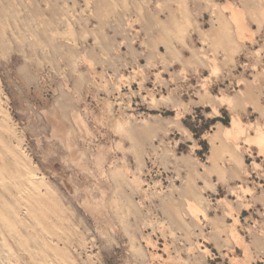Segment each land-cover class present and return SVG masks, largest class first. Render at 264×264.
I'll use <instances>...</instances> for the list:
<instances>
[{
	"label": "rangeland",
	"instance_id": "rangeland-1",
	"mask_svg": "<svg viewBox=\"0 0 264 264\" xmlns=\"http://www.w3.org/2000/svg\"><path fill=\"white\" fill-rule=\"evenodd\" d=\"M0 264H264V0H0Z\"/></svg>",
	"mask_w": 264,
	"mask_h": 264
},
{
	"label": "bare ground",
	"instance_id": "bare-ground-1",
	"mask_svg": "<svg viewBox=\"0 0 264 264\" xmlns=\"http://www.w3.org/2000/svg\"><path fill=\"white\" fill-rule=\"evenodd\" d=\"M25 181V180H24ZM29 182V181H28ZM30 183V182H29Z\"/></svg>",
	"mask_w": 264,
	"mask_h": 264
}]
</instances>
